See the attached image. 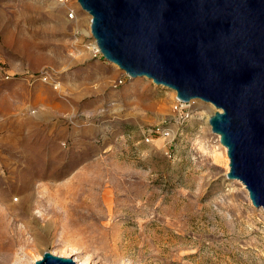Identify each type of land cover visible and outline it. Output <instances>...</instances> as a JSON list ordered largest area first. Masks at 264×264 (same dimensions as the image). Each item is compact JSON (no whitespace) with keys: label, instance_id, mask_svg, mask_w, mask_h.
<instances>
[{"label":"rangeland","instance_id":"1","mask_svg":"<svg viewBox=\"0 0 264 264\" xmlns=\"http://www.w3.org/2000/svg\"><path fill=\"white\" fill-rule=\"evenodd\" d=\"M95 42L76 0H0V235L14 236L0 264L44 251L77 264H264V209L226 176L215 107L174 110V90L93 56ZM155 126L170 136L146 142Z\"/></svg>","mask_w":264,"mask_h":264},{"label":"water","instance_id":"2","mask_svg":"<svg viewBox=\"0 0 264 264\" xmlns=\"http://www.w3.org/2000/svg\"><path fill=\"white\" fill-rule=\"evenodd\" d=\"M104 59L199 99L240 180L264 209V0H77ZM35 264H77L44 251Z\"/></svg>","mask_w":264,"mask_h":264},{"label":"built area","instance_id":"3","mask_svg":"<svg viewBox=\"0 0 264 264\" xmlns=\"http://www.w3.org/2000/svg\"><path fill=\"white\" fill-rule=\"evenodd\" d=\"M58 1L60 3H62V4H66V3L70 2V0H58ZM77 3H78V1H77ZM75 15L76 14H75L74 9L73 8H69L68 17L69 18H74ZM91 49L93 51V56H97V55L102 56L96 44L93 45ZM55 87H57V85ZM182 104H183V102L180 101L178 98H176V101L173 104L174 110H178L179 111L182 108ZM156 136H162L164 138H167V137L170 136V131H169V129H167L165 127H159V126H155L153 128H149L148 131L145 133L144 140L146 142H150Z\"/></svg>","mask_w":264,"mask_h":264},{"label":"bare ground","instance_id":"4","mask_svg":"<svg viewBox=\"0 0 264 264\" xmlns=\"http://www.w3.org/2000/svg\"><path fill=\"white\" fill-rule=\"evenodd\" d=\"M89 21H90V15H89ZM223 148H224L225 154H227L226 147L223 146ZM3 200H5V198ZM13 239H14V236L12 235V233H10V236H5V233H2L0 235V249L10 246ZM79 264H90V262L88 260H82L81 262H79Z\"/></svg>","mask_w":264,"mask_h":264}]
</instances>
